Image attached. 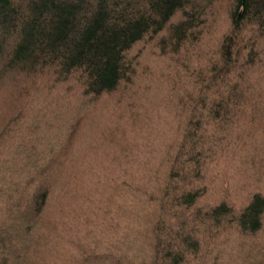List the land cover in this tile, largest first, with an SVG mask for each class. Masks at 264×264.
<instances>
[{"label": "trees", "instance_id": "1", "mask_svg": "<svg viewBox=\"0 0 264 264\" xmlns=\"http://www.w3.org/2000/svg\"><path fill=\"white\" fill-rule=\"evenodd\" d=\"M0 94V264H264V0H0Z\"/></svg>", "mask_w": 264, "mask_h": 264}, {"label": "rangeland", "instance_id": "2", "mask_svg": "<svg viewBox=\"0 0 264 264\" xmlns=\"http://www.w3.org/2000/svg\"><path fill=\"white\" fill-rule=\"evenodd\" d=\"M228 14V4L227 2H219L215 5L213 15L216 17L217 20L226 18ZM217 24V23H216ZM217 25H215V28ZM207 38H213V32L210 30L206 34ZM146 40V39H145ZM144 42H141L137 48L142 47V52L139 51L140 56L142 55L141 59L146 60V62H149L146 67V78L142 81V84H140L141 88H144V86L148 85L150 81L156 80L158 78V75L162 73L161 67L162 63L165 61V65L168 63L167 60H162L160 55L158 54V51L156 50V45L153 41L146 40ZM137 50V49H135ZM135 52V51H134ZM202 53V52H201ZM160 91L157 87L156 83H153L149 85L148 88L144 91L143 89H138L136 94L134 95L135 98V107L133 111H130L126 108V106H123L119 112H125L126 118L123 119L122 122H126V120H129L131 115H142L145 111H148L153 115L152 123L153 127L160 130L162 134H164L165 126L166 128L169 126L167 121H165L164 114L157 118L155 116L154 111L151 109L153 103H155L159 97H160ZM7 97L0 94V124L4 123L3 121L8 117L9 114H13V109L11 106L7 104ZM133 102V101H131ZM105 110V105L101 104L99 106L98 112H95L94 118L92 120H89L85 123V126L82 127V140H92L99 136V132L104 128L107 127V116L104 115L103 111ZM17 111V110H16ZM127 124H124V127H122L121 130H127L129 131V125L133 124L130 121L126 122ZM122 124V123H121ZM128 125V126H127ZM161 138H156V140H160Z\"/></svg>", "mask_w": 264, "mask_h": 264}]
</instances>
